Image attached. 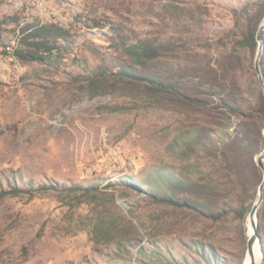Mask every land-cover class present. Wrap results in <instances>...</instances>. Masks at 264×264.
Instances as JSON below:
<instances>
[{
    "label": "rangeland",
    "instance_id": "374dc122",
    "mask_svg": "<svg viewBox=\"0 0 264 264\" xmlns=\"http://www.w3.org/2000/svg\"><path fill=\"white\" fill-rule=\"evenodd\" d=\"M263 17L264 0H0V190H22L0 197V264H242ZM35 36L51 53L31 58ZM257 230L264 264V199Z\"/></svg>",
    "mask_w": 264,
    "mask_h": 264
},
{
    "label": "water",
    "instance_id": "95a60500",
    "mask_svg": "<svg viewBox=\"0 0 264 264\" xmlns=\"http://www.w3.org/2000/svg\"><path fill=\"white\" fill-rule=\"evenodd\" d=\"M262 31H264V17L261 23L259 24V27L256 33V39L258 41V51H257V55L255 58V69H256V72L259 78L260 85L262 89L264 90V79H263V76L261 73V67H260V59H261L263 49H264V38L261 34ZM257 163L263 171V178L259 185L258 197L253 203L249 211V215H248V217L253 218V232L251 234H248L247 236V251L252 256L248 264H255V260L253 257V247L256 244H259L260 250L262 252L261 245H260V237H259L258 230H257V211L264 199V149L259 151L258 157H257Z\"/></svg>",
    "mask_w": 264,
    "mask_h": 264
},
{
    "label": "trees",
    "instance_id": "16d2710c",
    "mask_svg": "<svg viewBox=\"0 0 264 264\" xmlns=\"http://www.w3.org/2000/svg\"><path fill=\"white\" fill-rule=\"evenodd\" d=\"M254 35L249 36V40H253ZM34 54L31 55L32 59H38L44 57L46 55L45 53H51L53 48V41L50 39L49 36L45 38H38L35 36V40L32 43ZM128 51L131 55H134L138 58V60L141 62L145 59L152 58L156 55V50L151 48L150 45L144 41L137 42L131 46L128 47ZM48 187L42 186L38 187L37 189H47ZM22 190L18 188H11L8 190H0V197L11 195V194H17L21 192ZM163 202L173 203V200L170 198H161L160 199Z\"/></svg>",
    "mask_w": 264,
    "mask_h": 264
},
{
    "label": "bare ground",
    "instance_id": "6f19581e",
    "mask_svg": "<svg viewBox=\"0 0 264 264\" xmlns=\"http://www.w3.org/2000/svg\"><path fill=\"white\" fill-rule=\"evenodd\" d=\"M252 232H253V218L248 217L247 218V233L251 234ZM251 257H252L251 254H249V252L247 251V253L245 255V259H244L242 264H248L250 262V260H251ZM253 257H254V260H255V264H257L258 261L262 257V252L260 250L259 244H256L253 247Z\"/></svg>",
    "mask_w": 264,
    "mask_h": 264
}]
</instances>
